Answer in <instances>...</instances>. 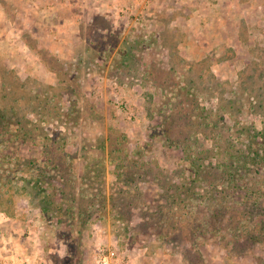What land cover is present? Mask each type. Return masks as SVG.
Instances as JSON below:
<instances>
[{
    "label": "rangeland",
    "instance_id": "rangeland-1",
    "mask_svg": "<svg viewBox=\"0 0 264 264\" xmlns=\"http://www.w3.org/2000/svg\"><path fill=\"white\" fill-rule=\"evenodd\" d=\"M253 129L264 0H0V264L16 244L26 264H96L110 248L130 264H264V210L235 238L230 209L212 215L225 194L206 190L220 173L191 165L259 146ZM117 164L132 166L124 179ZM247 171L264 208V159ZM184 182L190 225L222 235L174 217L169 187ZM234 193L238 210L253 204Z\"/></svg>",
    "mask_w": 264,
    "mask_h": 264
},
{
    "label": "trees",
    "instance_id": "trees-1",
    "mask_svg": "<svg viewBox=\"0 0 264 264\" xmlns=\"http://www.w3.org/2000/svg\"><path fill=\"white\" fill-rule=\"evenodd\" d=\"M5 117H6V115H5ZM203 117L209 119L210 113L203 114ZM202 121H203L202 125H204L202 127V132L204 133L206 131L205 129H207V127H209V125H207V122L205 120H202ZM199 127H201V126H199ZM253 131H251V133L249 134V137L253 138L255 140H257V138L262 139L260 141L259 146H256L253 143V144H251L250 147H248L247 150H243L244 152H240L241 154H236L233 151L227 152L226 149H225L226 152H223V150H222V152H223L222 153V152H220L221 150H219V148L216 146L217 151H219L222 154V159H219L217 162L210 161V162L206 163L205 162L206 160L202 157H198L196 153L191 154L192 149H193L192 145L187 144L183 147L184 151L188 155L191 154V156H193V158L191 160V165L193 168H195V170L197 169V172H196L197 174L200 173V170H198V168L201 169L202 167H204L203 171L206 170V173H208V174L211 173L214 176H216L217 173L214 172V170L215 171L218 170V172L220 173V175H218L217 177H208V178L206 177L205 178V181L207 182L206 183V190L208 192L212 193V195L215 196V192L224 193L225 194V196H224L225 203H227L228 196L229 197H232L233 195L235 196L234 191H237V190H240L241 188H243L247 191L248 196L250 198H253V204H251L250 206L246 205L244 207V210H241V209L238 210L237 209V207H239V205H241L242 200L236 199L234 201L233 205L228 204V203L226 205H224L225 203L223 204L221 201V203L219 205V209H217L215 212H212L213 216H217L218 218H220V216H224V214L227 213L226 209H230V215L233 218H235V217L236 218L234 219V224H231L230 226L227 225L228 227L226 226V231L230 232V234L232 236H234L235 238L240 237V234H242L243 230L246 229V227H247V225H246L247 220H245L246 218L251 217V219L254 220V218H252V216H254L255 214L257 215L258 213L260 214L261 212H259V211L264 210V208L261 204V201L259 200V197L256 196V189H257V187H259V183L261 181L258 180L257 182L249 183L248 181L243 180V178L241 177V176H246L247 173H249L247 170H249L252 166H255V164L260 165V163L264 159V130L259 131V134L261 136L258 134V131L256 129H253ZM25 133H28V131H26ZM48 138L52 140V138H50L49 136H48ZM48 145L51 146V144H48ZM228 153H230V154H228ZM112 161H114V159H112ZM136 165H139V164H136ZM117 166L119 169H121V171L118 173V175L122 177L121 179H124L123 177L125 176L127 169H129V167H132V166L128 167L127 165L121 167V164H117ZM144 166L145 165L143 164L142 167H144ZM8 178H10L9 180H11V181L13 179L11 177H8ZM126 178L131 179V176L128 175V176H126ZM222 178H224L223 179L224 180V182H223L224 187L221 186V189H219L218 180H221ZM196 179H198V178H196ZM44 181H45V179H43L42 177L36 178L35 183L33 185L35 188L41 189L42 188L41 184L44 183ZM192 181L196 182L195 179H192L191 183H192ZM25 187L28 188V186H26V185H25ZM119 188H120L119 190L121 192L125 190L123 187L119 186ZM169 188L168 189L172 195L171 196L172 201H174L173 202V207H174L173 215H174V217L177 215L178 212L181 211V213L178 215L179 217H177V218H180V216L181 217L183 216L182 219L184 221L185 220L187 221V223H186L187 229L189 227H192L190 225L191 223L189 222V219H191V218H188L189 217L188 215H190V213L187 210V208L189 207L188 206L189 203H188V200H186V198L190 197L191 192L194 191L193 185L191 184V186H189L188 182H184L183 184L173 183L170 185ZM86 194H88V193H86ZM247 194L244 195V197H247ZM95 195L98 197L97 198L98 205L100 203L101 204L107 203L108 197H107L106 190L100 189V191L95 193ZM114 197H116L115 194H113V199H114ZM215 197H217V196H215ZM94 203H95V201L91 204H94ZM176 203L179 204V207L175 209ZM235 203L237 204L236 206H235ZM45 209H47V208L45 207ZM240 215H242V218L241 217L238 218V216H240ZM213 216H211V217H213ZM236 219H238L239 221L235 222ZM174 221H176V220H174ZM260 224H261V229L264 231V218L261 220ZM209 226L213 227L211 231L215 232V234L220 233V235H222L221 230L224 231V228H225L223 225H221V222H219V224H213V223H211L210 220H207V222H204L202 224L196 223L195 225H193L192 228L195 231H204L205 229H206L205 231H207V229H209ZM252 237L254 239H256V237H257L258 240H263L264 234L262 232H258L256 235L253 234Z\"/></svg>",
    "mask_w": 264,
    "mask_h": 264
},
{
    "label": "built area",
    "instance_id": "built-area-1",
    "mask_svg": "<svg viewBox=\"0 0 264 264\" xmlns=\"http://www.w3.org/2000/svg\"><path fill=\"white\" fill-rule=\"evenodd\" d=\"M96 264H130L129 260H124V256L117 250L104 249L97 257Z\"/></svg>",
    "mask_w": 264,
    "mask_h": 264
},
{
    "label": "crops",
    "instance_id": "crops-1",
    "mask_svg": "<svg viewBox=\"0 0 264 264\" xmlns=\"http://www.w3.org/2000/svg\"><path fill=\"white\" fill-rule=\"evenodd\" d=\"M59 13V12H58ZM62 13V12H61ZM59 13V14H61ZM18 239H15V242L18 243ZM6 246H4L5 248ZM14 250H15V254L14 256L13 255H9L11 252H7V258L8 257H12L13 258V264L15 262V264H26L25 261L23 260V256H27L28 255V252L26 251H23V250H19V246L16 244V246L14 247ZM15 258V259H14Z\"/></svg>",
    "mask_w": 264,
    "mask_h": 264
}]
</instances>
